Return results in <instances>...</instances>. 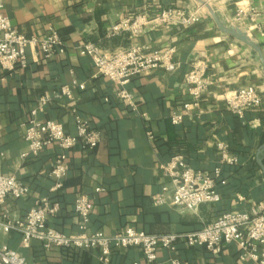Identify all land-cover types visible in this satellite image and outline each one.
<instances>
[{"label": "crops", "instance_id": "obj_1", "mask_svg": "<svg viewBox=\"0 0 264 264\" xmlns=\"http://www.w3.org/2000/svg\"><path fill=\"white\" fill-rule=\"evenodd\" d=\"M204 1L222 21L245 32L264 55V0ZM171 8L185 10L197 20L176 26L154 21L138 37L112 32L127 19L138 15L154 18ZM239 12L243 13L241 19ZM3 13L14 29L28 37L55 31L67 44L64 54L50 60L29 49L26 69L7 72L0 66L3 171L30 191L21 199H9L5 210L24 217L44 200L58 203L60 210L48 227L73 235L79 233L74 204L82 195L92 202L91 233L114 235L133 228L153 235H186L200 231L223 213H251L264 203V174L257 163L258 150L264 144L263 66L249 46L222 33L197 1L4 0ZM86 43L109 54L136 44L153 51L174 47L172 61L177 69H157L133 79L125 89L136 98L135 110L117 97L121 87L100 75L91 58L80 51ZM199 65L208 67L211 84L195 105L185 75ZM75 83L84 88L75 89L71 99L58 97L63 87ZM247 87L257 90L262 105L247 110L241 119L229 111L226 98ZM45 97L49 101L41 106ZM35 109L39 120L62 123L68 134H76V117L101 134L96 149L78 146L68 153V176L58 192H52L55 180L49 176L62 153L57 145L48 146L38 156L21 157L28 151L23 125ZM175 113L183 115L178 125L171 120ZM174 155L182 156L196 171L215 176L220 170L216 177L219 203L202 205L196 211L155 205L154 197L174 187L162 169ZM0 245L21 253L32 264H133L144 259L138 248L113 251L108 261L97 249L47 250L37 240L24 248L17 233L0 234ZM174 260L181 264H249L241 260L236 244L223 245L220 253L213 254L184 240L176 244L175 251L161 248L156 264H173Z\"/></svg>", "mask_w": 264, "mask_h": 264}, {"label": "built area", "instance_id": "obj_2", "mask_svg": "<svg viewBox=\"0 0 264 264\" xmlns=\"http://www.w3.org/2000/svg\"><path fill=\"white\" fill-rule=\"evenodd\" d=\"M3 1L0 0V66L7 72L26 69L29 64L27 52L35 51L42 59L50 60L56 55L64 54L67 49L65 40L55 31L45 36L28 37L13 28L11 21L3 13ZM251 1V0H247ZM243 13L238 14L242 18ZM195 16L187 14L182 9H165L156 17L138 15L115 25L113 34L130 32L134 37L140 36L145 27L156 21L160 25H186L196 21ZM80 51L91 58L98 73L116 83L121 88L117 97L136 110L137 102L132 93L125 87L135 78L147 76L157 69L174 72L177 65L172 61L176 53L174 47L165 51L151 50L148 47L134 45L127 49L109 54L93 43H86L79 47ZM206 65L195 66L185 75V84L193 103L198 105L200 98L208 91L211 84L207 79ZM77 88H84L76 83L62 88L59 98L71 99ZM47 97L41 100V106L47 104ZM229 111L239 118H243L249 109H257L262 105V98L253 87H247L232 92L226 98ZM190 108V103L185 105ZM76 115V110H72ZM39 110L31 112V118L23 125L28 151L22 154L23 159L38 156L45 148L57 145L62 153L54 162L49 176L55 180L52 192H58L68 176V153L81 146L85 150H94L101 143V134L92 129L89 122L76 117V134H68L64 124L38 119ZM175 125L183 121V115L175 113L172 116ZM226 151V146H221ZM6 155L0 151V234L17 233L21 236L24 248H29L32 241L43 242L45 249L61 248L64 250H94L101 252L108 261L113 251L130 248L141 249L144 259L133 264H156L158 251L161 248L175 251L176 244L184 240L189 246L204 248L213 254L221 252L223 245L236 244L241 250V260L244 263L264 264V203L248 212H226L215 222L206 225L200 231L186 235L166 234L153 235L133 228H125L114 235L102 232L91 233L92 202L87 196H80L75 200L74 211L79 218V233L67 235L48 227L50 219L58 213L59 204L49 200L42 201L31 209L24 217L16 216L5 205L9 199H21L30 191L14 175L4 173L3 167ZM228 161V160H227ZM230 161H235L231 159ZM236 162V161H235ZM165 174L172 179L174 187L154 197L155 205H169L188 211H196L205 204H217L221 195L216 188L215 176L192 169L180 155L171 157L162 166ZM97 191H101L98 189ZM0 264H32L19 252L7 245H0ZM173 264H181L174 260Z\"/></svg>", "mask_w": 264, "mask_h": 264}, {"label": "water", "instance_id": "obj_3", "mask_svg": "<svg viewBox=\"0 0 264 264\" xmlns=\"http://www.w3.org/2000/svg\"><path fill=\"white\" fill-rule=\"evenodd\" d=\"M195 1H197L199 4L205 7L207 11H209L210 15L212 16L219 30L222 33L227 34L233 37L234 39L242 42L243 44L249 46L253 50L254 53L256 52V54L260 58L261 64L263 66V71H264V55H263L262 48L257 43L252 41L250 37L245 32H243L241 29L235 26L229 25L228 23L222 21L219 15L216 13V11L207 1H204V0H195ZM263 159H264V144L259 148L258 153H257V163L264 174Z\"/></svg>", "mask_w": 264, "mask_h": 264}]
</instances>
